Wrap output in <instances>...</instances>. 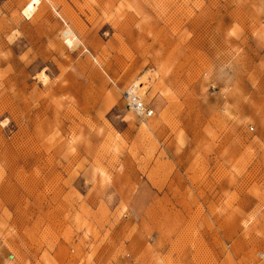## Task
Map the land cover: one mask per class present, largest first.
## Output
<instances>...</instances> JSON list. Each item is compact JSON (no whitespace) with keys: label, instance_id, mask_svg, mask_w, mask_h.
<instances>
[{"label":"rangeland","instance_id":"1","mask_svg":"<svg viewBox=\"0 0 264 264\" xmlns=\"http://www.w3.org/2000/svg\"><path fill=\"white\" fill-rule=\"evenodd\" d=\"M32 2L0 0V264H264V0Z\"/></svg>","mask_w":264,"mask_h":264},{"label":"built area","instance_id":"2","mask_svg":"<svg viewBox=\"0 0 264 264\" xmlns=\"http://www.w3.org/2000/svg\"><path fill=\"white\" fill-rule=\"evenodd\" d=\"M264 24V20H263ZM153 80V76H144V81H139L138 78L134 79L122 93L124 107L130 111L136 118L146 121L155 114L154 107L145 98V90L142 87L148 86ZM254 127L249 130L253 131ZM264 256V252L261 253Z\"/></svg>","mask_w":264,"mask_h":264},{"label":"bare ground","instance_id":"3","mask_svg":"<svg viewBox=\"0 0 264 264\" xmlns=\"http://www.w3.org/2000/svg\"><path fill=\"white\" fill-rule=\"evenodd\" d=\"M36 2V0H33V2L29 5V8H31L33 6V4ZM30 10V9H29ZM143 90V89H142ZM124 92V91H123ZM122 92V93H123ZM123 98V97H122Z\"/></svg>","mask_w":264,"mask_h":264}]
</instances>
